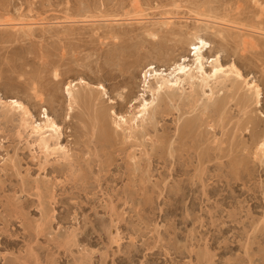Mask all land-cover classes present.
Wrapping results in <instances>:
<instances>
[{
  "label": "rangeland",
  "instance_id": "rangeland-1",
  "mask_svg": "<svg viewBox=\"0 0 264 264\" xmlns=\"http://www.w3.org/2000/svg\"><path fill=\"white\" fill-rule=\"evenodd\" d=\"M226 25L264 33V0H0V100L53 119L67 153L46 157L0 108V264H262L264 36ZM194 37L207 73L234 65L258 102L242 81L214 89L218 110L186 86L141 132L115 130L152 100L151 67L193 63Z\"/></svg>",
  "mask_w": 264,
  "mask_h": 264
},
{
  "label": "bare ground",
  "instance_id": "bare-ground-1",
  "mask_svg": "<svg viewBox=\"0 0 264 264\" xmlns=\"http://www.w3.org/2000/svg\"><path fill=\"white\" fill-rule=\"evenodd\" d=\"M200 17H201V15H200ZM169 19L171 20V17ZM169 19L168 20L166 19L165 21H169ZM142 20H144V19H141V17L136 18V17H131L130 15H126L125 18L118 19V20L116 19L113 21H115L117 23H122V22L127 23L128 21L140 23V22H142ZM147 20L149 21V19H147ZM209 20L208 19H202L200 21H202V22L204 21V23L206 22V23L212 24L214 26H219V27L224 26V24L216 23V22H213L212 20H211L212 21L211 22ZM144 21H146V20H144ZM39 23L40 22H38V24H37L36 22L33 23V22H27V21L23 22L22 21L21 23H17V25H14L15 24L14 23L13 29L17 33H21L23 35H29L34 31V28L36 26L39 25L38 27H40ZM8 25H10V24H8ZM41 25H43V24H41ZM169 25H170L169 23L164 22L163 27L169 28ZM5 27H7V26H5ZM225 27L234 29V31L235 30L246 31L250 34H256L257 33L260 36L261 35L264 36V33H258V30L256 32L254 30L248 31V30L241 28L240 26H230V25H226ZM218 34L220 35V33H218ZM194 38L196 40L195 43L190 44L191 50L194 51L193 55H192V58H193L192 62L193 63H191V65L185 64L186 60L183 59V61L181 63L174 66V68L172 69V71L169 74H165V75H163L162 72L159 73V72L155 71L151 67L148 70V71L152 70V73L150 72L151 75H149V77H148L147 88L150 91V93L152 94V100L150 102L143 100L142 104L140 105L139 111L137 113H135L132 117H130V118L128 117V119L122 118L120 116L118 117L116 115V118L113 119L114 120L113 123L116 127L115 130H117V129L123 130L125 133H128L126 135H128L127 137H129V138L134 136L136 132H138L140 130H144L146 122L148 123L149 119L151 118V115H152L151 112L154 110L156 101L160 98V96L162 94H167V95L180 94V95H182L185 92V90L187 89L186 86H188V89H190V92H193V93L195 92L194 86L195 85L199 86L200 89L202 90V93H203L202 99L204 98L206 100L205 102H207L208 104L212 103L211 105H213V108L218 110L219 105L216 104L217 100H215V92H214L215 90L214 89L221 86V85H224L225 82L227 83L229 81L234 80L235 81L234 85L237 86V82L242 81L243 84L245 85V86L244 85L243 86L247 88L248 92L253 93V98L255 97L256 101L258 102L259 96H260L258 86L256 84L248 83L246 80H242V76H241L240 72L236 69V67L234 65H231V66H228L225 68L224 66H222L219 58L217 57L211 61V63H210V69L211 70L209 73H207V71L205 70V67H204L205 58L203 55V51L207 49L208 44L204 41V39H201L199 37H194ZM246 38L251 39L252 37L247 35ZM150 80H153L155 83V85L152 87L150 86V82H149ZM75 86L76 85L73 86L70 83L66 88L67 94L70 98V101L72 100V102L73 101L77 102L76 99L82 100L81 99L82 95L80 94L81 92H79V93L75 92V90H74ZM205 89H208L209 93L208 92L206 93ZM103 90L104 89H102V91ZM85 93H83V95ZM86 95H84V96H86ZM82 98H84V97H82ZM214 100H215V102H214ZM205 105H206V103H205ZM1 107H2V109L5 107L7 109L6 110L7 113L17 111V113L19 112L21 114V117H22L21 118V120H22L21 126H22L23 130L29 131V136L33 139L34 145L38 148V150L41 153H44L46 157H48V156L50 157L51 155H58V156L62 155L65 157L67 155L65 147L61 146V142H60L61 135H62L61 134V128L55 123V121L53 119L46 116V117H44L45 121L43 123L37 124V123H35V121H33L34 118L31 116L32 113L30 114V111L22 103L15 101V100H12L8 104H5L0 100V108ZM112 115L115 116L114 113ZM103 120H104V117L101 115L97 121L100 125V129H102L101 127L103 125H105V123H103ZM111 122H112V120H111ZM151 122H152V120H151ZM185 125L186 124H184L183 126H185ZM183 126L180 128V129H182V131H181L182 133H180V137L182 136L181 134L184 135L186 133V132L183 133L185 130L189 131L188 129H190L189 125L188 126L186 125L185 127H183ZM106 129L103 128L101 131L102 134H104L103 137H105V138L107 136V134H105L107 132ZM113 132H116V131H113ZM125 133H124V135H125ZM124 137H126V136H124ZM181 138H183V136ZM258 147L259 148L257 149V153L255 154L257 156L256 158H258V160L264 159V141L261 142ZM253 230H256V229H253ZM262 230H264V229H262ZM259 231H261V230H259ZM210 260L211 259H209V262H210ZM263 260H264V257H263ZM261 263L264 264V261Z\"/></svg>",
  "mask_w": 264,
  "mask_h": 264
}]
</instances>
